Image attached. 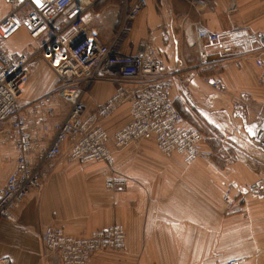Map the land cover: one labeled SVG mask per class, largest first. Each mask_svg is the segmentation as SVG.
Masks as SVG:
<instances>
[{"label":"crops","instance_id":"obj_1","mask_svg":"<svg viewBox=\"0 0 264 264\" xmlns=\"http://www.w3.org/2000/svg\"><path fill=\"white\" fill-rule=\"evenodd\" d=\"M76 4L84 8L90 3L77 0ZM92 5L90 31L109 44L123 14V0H99ZM28 12L23 9L20 14ZM10 13V6L0 0V22ZM53 21L61 26L68 19L61 13ZM198 26L230 33L233 40H226L224 46L233 45V52L224 53L198 41ZM27 34L21 30L20 37L27 38L26 42L13 34L2 42L3 49L27 54L31 43ZM31 40L34 47L35 42L39 44L29 47L34 52L47 38ZM142 41L152 45L168 67L166 77L173 82L170 99L182 113L184 126L206 128L218 140L207 146L211 160L188 165L180 155L163 156L152 141L121 152L110 141L114 152L110 164L70 163L65 150L42 188L33 191L15 212L16 221L0 220V259L9 258L11 264H61L45 253V229L61 228L68 236L85 238L120 225L126 248L98 252L88 264H218L231 260L264 264V197L239 198L264 175V152L245 135L243 121L232 114L237 104H245L246 124L254 128L264 110V0H148L117 52L133 55ZM44 64L37 58L31 63L23 93L29 103L57 84V76ZM210 80L219 81L222 88H215ZM143 85L141 80L131 87ZM115 88L109 81L95 83L84 97L87 111L102 107ZM129 123V105L125 104L104 128L113 135ZM31 132L39 141L41 127ZM15 168L14 150L0 149V188ZM111 175L126 177V188L106 189L105 180ZM226 192L239 205L227 206Z\"/></svg>","mask_w":264,"mask_h":264},{"label":"built area","instance_id":"obj_2","mask_svg":"<svg viewBox=\"0 0 264 264\" xmlns=\"http://www.w3.org/2000/svg\"><path fill=\"white\" fill-rule=\"evenodd\" d=\"M4 1L11 13L0 22V149L14 150L16 168L0 188V220L16 221L15 212L33 191L42 188L65 150L70 163L110 164L114 155L108 146L110 141L118 152L142 141H152L160 154L180 155L188 165L211 160L202 130L184 126L182 113L171 101L173 82L166 77L168 67L153 46L142 41L133 55L117 52L130 35L132 23L148 6V0H123V14L109 44L90 31L92 4L99 0H87L90 4L84 8L76 4L77 0ZM23 9L29 10L25 16L20 14ZM61 13L66 14L68 21L60 26L53 20ZM21 28L33 40L47 38L34 54L10 53L2 47V42ZM196 39L217 46L224 53L234 50L233 45L224 46L226 40H233L228 32L216 33L198 26ZM36 56H41L57 76L54 89L30 104L39 115V141L33 137L20 104ZM200 58L205 60L206 56L201 54ZM141 80L145 85L131 87ZM101 81L115 83V92L102 107L89 112L84 97L92 85ZM210 83L222 88L219 81ZM125 104L129 105L130 123L110 135L104 124ZM246 111V105L239 103L232 114L243 121L245 135L264 152V110L254 128L246 124ZM127 184L124 176L111 175L105 180L110 191H122ZM241 195L264 197V175ZM225 202L229 207L236 203L229 192L225 193ZM42 240L46 255L56 257L61 264H88L98 252L126 248V234L120 225L95 231L85 238L68 236L61 228L49 227ZM0 264H11V260L2 258ZM218 264H240V260Z\"/></svg>","mask_w":264,"mask_h":264},{"label":"rangeland","instance_id":"obj_3","mask_svg":"<svg viewBox=\"0 0 264 264\" xmlns=\"http://www.w3.org/2000/svg\"><path fill=\"white\" fill-rule=\"evenodd\" d=\"M79 3H80V1H78ZM81 4V3H80ZM22 29H24V28H21V29H19L16 33H14L15 34V36H17V37H19V39H22L20 36H21V30ZM27 32V31H26ZM28 33V32H27ZM14 36V37H15ZM27 37L29 38V40L31 41V43L28 45V49H26L25 50V52H27V53H29V52H33L32 51V49H29V47H31V46H33L34 47V44H33V41L31 40V36H30V34L28 33L27 34ZM44 38L45 37H42L41 38V40H40V42H42L43 40H44ZM18 39V42L20 41ZM22 42H26V41H28V39L27 38H23L22 40H21ZM38 43V42H37ZM36 42H35V45H37V46H35L36 48H38L39 47V44H37ZM34 47V48H35ZM36 51V50H35ZM32 54H34V52L32 53ZM40 59L41 61H43V64L45 63L48 67H49V65L45 62V60L41 57V56H36V57H34V59ZM33 59V60H34ZM44 64V65H45ZM51 69V68H50ZM93 86V85H92ZM32 103V102H31ZM31 103H29V102H27L26 101V99H25V96L23 95L21 98H20V104H21V107H22V109H23V111H24V113L26 114V116L28 117V120H29V128H30V131H31V128H35V129H37L38 127H40V125H39V118H38V116L39 115H36L35 113H34V111H33V109L31 108V106H30V104ZM59 118V117H58ZM195 128H197V129H201L202 130V132L204 133V136H205V147L207 148V146L209 147H211L212 146V143H215V142H218V140L216 141V140H214V138H212L214 135L213 134H211L206 128H202L201 126H195ZM212 138V139H211ZM241 194V193H240ZM239 194V198L242 196V195H240ZM243 198V197H242ZM236 203H235V205H239L238 204V202L239 201H235ZM234 205V206H235ZM233 206H231V208H232Z\"/></svg>","mask_w":264,"mask_h":264}]
</instances>
